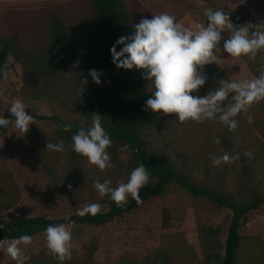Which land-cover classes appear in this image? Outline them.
<instances>
[{
	"label": "rangeland",
	"instance_id": "1",
	"mask_svg": "<svg viewBox=\"0 0 264 264\" xmlns=\"http://www.w3.org/2000/svg\"><path fill=\"white\" fill-rule=\"evenodd\" d=\"M90 0H0V31L18 32L24 38L44 40L48 22L46 7L57 5L61 13L70 20L83 19ZM133 12L134 22L142 18H152L168 12L176 20L192 30L200 24H207L205 9H219L230 16L240 6L249 10L248 20L237 22L230 16L236 28L247 27L249 35L264 31V0H126ZM255 18L253 24L250 18ZM229 31L222 33L224 39ZM219 65L227 74L229 82L252 81L264 72V49L258 51L255 59L249 56L231 57L223 51V41L216 49ZM206 83L193 95L204 96L214 92V79L206 74ZM22 66L14 59L8 63L6 75L0 81V117L7 105L15 99L23 101L39 114L58 115L61 119L72 120L75 114L60 108L50 99L34 100L22 94ZM152 89L154 87L152 86ZM231 93L224 105L232 101ZM251 117L249 122L248 117ZM235 119L238 127H229L217 120L201 123L187 121L180 123L174 115L155 114L147 129L145 140L148 144L163 149L180 168L195 180L211 185H222L233 190L242 178L244 161L249 155L258 154L255 179L264 189V99L254 100ZM29 131L20 135L11 124L6 131H0V197L8 193L9 182L14 186L16 204L1 212L0 220L9 215L39 216L49 218L68 217L78 213L85 206L98 203L100 211H106L94 181H111L115 188L118 182H127L124 172L114 164L101 172L97 167L81 157L74 163L68 158L70 145L64 141L63 152L49 151L47 142L57 143L61 139L56 134V126L50 121L36 120ZM219 141L216 143L214 141ZM29 144L39 150L44 158L55 154L56 175L68 191L62 192L45 173L40 163L23 147ZM238 156L233 162L214 165L213 157ZM118 155L122 163L131 156V150L120 147ZM71 185V188H69ZM166 211L169 213L167 227L163 226ZM232 212L219 208L203 197H197L182 189L176 183L170 185L165 194L142 210L124 215L101 226L69 224L72 234V259L76 264H134L133 260L152 258L153 252L166 249L169 264H205L199 239V227L203 225L219 227L220 239L225 241ZM243 235L240 250L242 264H264V206L248 213L241 228ZM2 241V240H0ZM9 242L12 240H8ZM29 258L40 259L49 251L46 237L41 232L32 237L31 244L20 246ZM91 258V261L89 260ZM14 260L0 250V264Z\"/></svg>",
	"mask_w": 264,
	"mask_h": 264
},
{
	"label": "trees",
	"instance_id": "2",
	"mask_svg": "<svg viewBox=\"0 0 264 264\" xmlns=\"http://www.w3.org/2000/svg\"><path fill=\"white\" fill-rule=\"evenodd\" d=\"M48 22L45 39L24 38L18 32L0 31V81L4 78L6 61L11 55L22 66V94L34 100L50 99L60 108L75 114L72 120L61 119L58 115L39 114L31 107L27 113L36 120L50 121L56 126V134L70 145L68 160L72 163L82 156L72 150L71 137L81 128H89L92 113L101 115V123L112 141L107 149L111 162L117 164L125 174L126 180L131 171L141 163L147 168L148 183L140 189L141 203L131 197L125 207H117L109 195L103 197L106 211L96 215L78 213L68 217L49 218L45 215L23 216L9 215L0 220V240H14L22 235L31 237L44 232L48 225L64 223L101 226L127 214L142 210L154 200L161 198L168 187L174 183L190 194L203 197L219 208L232 212L225 241L220 239L221 229L203 225L199 227V239L205 264H242L240 250L243 241L241 228L248 213L264 206V189L255 179L258 154L249 155L242 170V178L233 190L222 185H211L195 180L183 168H180L159 147L148 144L147 129L154 113L147 109L145 102L152 95V82L142 79L139 71L118 69L112 63L110 49L121 36L134 33V17L126 0H90L83 19L70 20L61 13V7H46ZM237 22H245L249 10L240 6L230 13ZM123 46H117V51ZM79 61L76 68L73 64ZM99 73L100 84H96L89 71ZM203 71L214 79L215 87H221V81H229L226 72L216 63L205 65ZM87 79V84L82 81ZM5 107L2 117L13 120ZM71 125L64 132L63 125ZM11 125V124H9ZM8 125V126H9ZM7 127H0L6 131ZM23 147L31 154L36 163H40L45 173L63 193L68 191L56 175L55 164L59 158L52 154L44 158L42 153L29 144ZM127 146L131 156L122 163L118 155L120 147ZM1 190V189H0ZM14 186L9 182L8 193L0 197V213L13 208L16 204ZM169 213L166 211L163 226L167 227ZM91 261V258L89 259ZM134 264H169L166 249L153 252L152 258L133 260ZM8 264H16L15 261ZM25 264H60L50 253L40 259L29 258ZM64 264H76L71 258ZM120 264V263H119Z\"/></svg>",
	"mask_w": 264,
	"mask_h": 264
},
{
	"label": "clouds",
	"instance_id": "3",
	"mask_svg": "<svg viewBox=\"0 0 264 264\" xmlns=\"http://www.w3.org/2000/svg\"><path fill=\"white\" fill-rule=\"evenodd\" d=\"M207 24L197 26L192 30L176 20L168 12L153 15L152 18H142L134 24V33L131 36H121L111 47L112 63L118 69L139 71L142 79L151 81L154 87L152 95L145 102L147 109L162 115H174L180 123L192 121L201 123L204 120H217L234 131L238 127L235 117L254 100L264 99V72L252 81H221V87L204 96L193 95L206 83L203 75L205 65L217 61L215 51L223 41V51L231 57L249 56L255 59L258 51L264 49V31H256L249 35L247 27L236 28L230 16L222 10L208 8L204 10ZM231 34L224 39L222 33ZM122 45L120 51L117 46ZM10 55L6 63H11ZM79 61L73 64L76 68ZM6 75V73H5ZM89 75L96 84H100L99 73L92 69ZM87 84V79L82 81ZM232 101L224 105L229 94ZM13 120L0 117V127L13 124L20 135L29 131L30 125L35 122L34 117L26 111V106L20 99L11 102L8 109ZM92 123L87 129L81 127L72 137V150L87 159L88 163L97 167L101 172L115 165L107 149L112 141L101 123V115L92 113ZM251 122V117H248ZM71 125L61 126L62 131L71 130ZM219 143V141H214ZM49 151L63 152L64 140L57 143L47 142ZM214 165L228 163L238 159V156L213 157ZM149 181L147 168L141 163L134 168L127 182H118L115 188L110 187L111 181H94V188L103 198L106 195L115 202L117 207H125L129 197L138 204L141 203L139 191ZM71 188V185H69ZM101 205L92 203L78 211L80 216L85 214L96 215ZM46 247L49 253L60 264L72 258V234L64 223L48 225L44 231ZM32 237L22 235L17 239L0 241V250L16 262L25 264L29 257L23 254L21 245H29Z\"/></svg>",
	"mask_w": 264,
	"mask_h": 264
},
{
	"label": "water",
	"instance_id": "4",
	"mask_svg": "<svg viewBox=\"0 0 264 264\" xmlns=\"http://www.w3.org/2000/svg\"><path fill=\"white\" fill-rule=\"evenodd\" d=\"M249 21L251 24H253L255 22V18L251 17Z\"/></svg>",
	"mask_w": 264,
	"mask_h": 264
}]
</instances>
